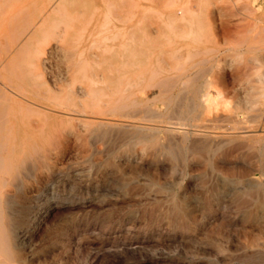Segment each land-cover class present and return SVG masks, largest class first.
<instances>
[{
	"label": "rangeland",
	"instance_id": "rangeland-1",
	"mask_svg": "<svg viewBox=\"0 0 264 264\" xmlns=\"http://www.w3.org/2000/svg\"><path fill=\"white\" fill-rule=\"evenodd\" d=\"M44 1L0 0V56L6 61L30 37L34 50L44 49L37 58L42 71L38 80L58 92L69 87L77 74L76 65L69 66L56 37L46 39V33L39 31ZM86 1L93 18L87 33L97 41L86 50L88 57L101 56L105 44L135 41L156 45L167 60L175 58L171 53L178 49L181 59L202 63L191 68L184 88L177 84L161 97L156 87L138 94L158 97L153 102L156 109L147 118L138 114L132 117L134 121L109 115L108 119L119 123L102 127L84 126L75 119L58 130L16 142L12 167L0 173V226L15 262L214 264L217 260L221 264L223 259L264 252V217L250 218L252 212L264 215V165L259 154L248 148L221 149L216 156L223 176L210 175L212 153L202 148L198 151L196 136L192 137L195 129L236 135L234 119L252 112L256 60L264 62V42L256 45L255 39L264 26V0H77L79 4ZM198 18L204 21L198 24ZM127 26L147 31H133L138 37L135 40L137 37L124 36L122 27ZM31 57L27 52L22 58L25 74L31 68ZM198 67L205 74L202 71L196 77ZM260 70L264 71V63ZM25 74L17 67L12 71L16 90L26 87ZM206 77L212 80L210 93L221 92L218 107L207 116L197 114L194 120L178 119L194 88ZM74 83L77 89L83 86L81 80ZM33 92L36 106L54 109L50 112L57 114L56 102L45 86ZM166 126L180 131V137L167 132Z\"/></svg>",
	"mask_w": 264,
	"mask_h": 264
},
{
	"label": "bare ground",
	"instance_id": "bare-ground-1",
	"mask_svg": "<svg viewBox=\"0 0 264 264\" xmlns=\"http://www.w3.org/2000/svg\"><path fill=\"white\" fill-rule=\"evenodd\" d=\"M44 2H45V5H44L43 14L39 17V19H41L38 25L39 31L40 32L44 31L46 33V36H47L46 39L49 36H54L56 37V39L60 41V44L63 45L62 47H63L64 58L70 61L71 64L69 66L76 65L75 71L77 74H75V76L72 78L73 81L71 82V84L68 83L69 87L60 88L58 92H52V90L50 89L46 81L40 80V79H39L40 81L38 80V78L42 76V71H41L40 65L37 62L38 60L37 58L40 56V54H43L44 49L41 47L38 50H34L32 43L29 42L31 40L30 37L26 39L24 43H21L20 45H18L14 49L15 50L14 53H12V55L6 61H3L0 56V173L6 172L7 169L12 167L16 142L18 144H21L24 138L25 139L31 138L33 137L35 133L46 134L48 131L56 130L59 126L66 125V124H72L73 120L75 119L78 120V122L79 121L82 122L84 126L86 125L88 127H102V126H115L119 123V122L117 123L115 119H108L109 115L126 116L127 118L124 117V119L130 120L131 118V120H134L132 119V117H135L138 114L139 115L142 114L143 116H140V117L146 116L147 118V115H149L151 112L153 113L154 110L156 109L155 107H153V102L157 100L158 97L148 99L144 96L138 97V94L144 95L146 88L156 87L158 88V95L161 97L168 90L170 89L173 90L172 88L177 86V84H180V86H182L181 88H184L183 86H185V83H184L185 80L187 82L188 77L192 73L191 68H194L202 63V60L193 61V60H190L189 58L181 59L183 57H181L182 54L180 51H178V49H176V51L171 53L173 57L175 58L167 60L161 57L164 53L162 51H159V47L157 48L156 45L147 44V43H135V41L124 42V43H121V45L105 44L102 46L101 56L88 57L86 50L89 47H91V45L93 46L95 44L94 42H97L95 41V36H93V34H91L94 38L92 40L90 39L92 36L91 37L88 36L89 34L87 33L93 21V18L89 16L88 7L90 6V3L86 1L85 3L79 4L77 0H47ZM58 16L61 18L57 19L56 17ZM184 20L186 19L184 18ZM202 21L204 20L201 18L195 19V22L198 24H200ZM57 23L59 24L57 25ZM107 25H108V22H107ZM107 25H105L104 28L103 26L100 28L101 32L103 29H105ZM107 28H109V26ZM122 29L125 30L126 32L124 36L126 35L127 37H130L133 39L137 37L136 34L133 33V31L135 30L147 31L145 28H134V27L132 28L131 26L122 27ZM122 29H121V32L123 31ZM188 30L191 31V28ZM103 32L105 33V31ZM121 32L120 34L122 35V37H124L123 33ZM262 32H264V26L262 27L257 37L255 38L257 39L256 45L257 43L259 44V42H262V41L264 42V34H262ZM101 35H102V38L104 39L105 37H103V33H101ZM137 39L138 37L135 40ZM77 45H81L82 47L79 48L77 47ZM27 52H31L32 57L29 60V66H31V68L30 70L27 68L28 71L25 74L26 69L25 67L21 66V63H22V58L24 57V54ZM188 55L191 56V52H189ZM263 63L264 62L259 63L256 60V70H255V78H254L255 83L252 84L251 86L254 89V96L252 99L253 106L251 105L252 107H250L252 108V110L249 109V111H252V112L249 114V116H245L241 113L242 116L237 115V117L234 119L235 127H233L234 128L233 133L236 135H233V134L226 135L220 131L219 132L214 131L212 133L211 132L204 133V132H199L200 130H197V131L196 129L194 130L195 133L194 135H192V137L196 136L194 138L197 139V145L199 146L198 151H200V148H202L212 153V156L209 158V162H208L209 167H210V172H209L210 175H215V176L220 175L221 177L223 176L222 168L216 156V153L218 151H221V149H224V150H227L228 148L229 150H233V149L236 150L238 148L239 149L241 148L251 149L259 154L261 161L264 165V71L260 70ZM16 67L17 69H19L21 74H25V78H26V75L28 77L26 87H23L24 90L22 89L16 90L14 88L15 83L13 82L12 71ZM3 70H5L6 72H4ZM203 70H204L203 68L198 67L194 71V73L197 74L196 77H198L199 76L198 74L199 73L201 74ZM76 80H81V82L83 83V86L81 87L79 86L80 87L79 89L75 88L74 81ZM182 83H184V85ZM211 83H212V80L209 77H206L204 80L198 83V87L196 89L194 88L191 97L188 98L187 100L186 108L181 111L178 119L194 120L196 119L195 116L197 114L206 113L205 116H207V112L214 111L216 107H218L216 105L221 101L220 100L221 92L217 91L214 94L210 93L208 88L211 86ZM44 86L47 88L49 95H53L52 98L54 102H56V103L54 102L53 103L56 104V106L58 107L57 108L58 110H55L57 111L56 112L57 114H53L52 112H50V110H54V109L44 107V106L40 107V105L39 106L35 105L37 103L34 102L35 97L33 95L34 93L33 91L35 88L44 87ZM193 86H194V82L191 83V87ZM214 87H216V85H214ZM26 89H28V91ZM80 97H83V98L80 99ZM50 100L51 99L47 101L50 102ZM104 115H108L106 116L107 118H105ZM159 115L161 114L158 113L157 116ZM170 115H171V112H170ZM34 117L36 118L35 120L36 122L32 121L33 120L32 118ZM168 117L172 118L173 115L172 117L171 116H168ZM165 118H166V115H165ZM205 118L203 119L205 120ZM157 119H161V116L160 118L157 117ZM141 121H144V120L141 119ZM148 123L150 122L148 121ZM245 123H249L250 125L246 127L240 126V124L242 125ZM181 124L183 123L181 122L179 126H181ZM140 125L144 126L145 124L144 125L140 124ZM175 125L176 124H174V126ZM132 126L134 128L136 127L139 128V126H136L133 124ZM194 126L197 127L199 125L196 124ZM182 127L184 126L182 125ZM201 128L204 129L202 125H201ZM217 128H220V127H217ZM217 128H214V129H217ZM81 129H83V127ZM88 129L86 130L88 131ZM103 129L105 130V128ZM110 129L112 130V127L109 128L108 130ZM120 130L122 129H119V131ZM165 130L167 132L169 131L173 133V136L175 134L178 135V133H180V131L169 129L167 128V126ZM211 130L213 129L211 128ZM154 131L155 130H153V132ZM57 134L58 136L62 135L60 134V130L57 132ZM63 135H65V133H63ZM182 137L184 138V136ZM54 138L56 140V137ZM99 138H102V137H99ZM169 138L171 137L169 136ZM135 142L133 141V144ZM194 143L196 142L194 141ZM52 144H54V142H52ZM191 145H194V144H191ZM49 149L47 148L46 150H49ZM188 149L191 150V148H188ZM194 150L196 151V149ZM188 152L190 154V151ZM50 158L52 159V156ZM29 167H32V166L29 165ZM34 167H35V164H34ZM28 179L30 180V178ZM263 196H264V187H263ZM0 215H1V206H0ZM260 217L263 218L264 215L259 214L257 212H252L250 214V218L252 220H256ZM262 228L264 229V226ZM253 244L254 243H252V245ZM261 246H264V244H262ZM232 258L233 257L228 258V259H223L220 262L221 264H264V252L262 251L258 253H254V252L245 253L239 257H236L233 259ZM233 261L234 262L236 261V262L234 263ZM0 264H17L9 249V242H8L7 236L4 234L1 226H0ZM214 264H219V261L215 260Z\"/></svg>",
	"mask_w": 264,
	"mask_h": 264
}]
</instances>
